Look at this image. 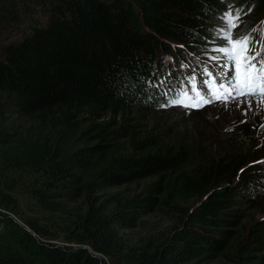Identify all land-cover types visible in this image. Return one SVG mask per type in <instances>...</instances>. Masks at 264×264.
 <instances>
[{"label":"trees","instance_id":"1","mask_svg":"<svg viewBox=\"0 0 264 264\" xmlns=\"http://www.w3.org/2000/svg\"><path fill=\"white\" fill-rule=\"evenodd\" d=\"M232 2L264 11V0H0V264H104L96 253L264 264V228L236 234L230 210L236 188L252 196L264 183L239 176L253 124L219 135L228 157L211 158L198 142L139 136L128 116L167 104L173 69L156 54L179 68ZM58 236L74 246L48 241Z\"/></svg>","mask_w":264,"mask_h":264},{"label":"rangeland","instance_id":"2","mask_svg":"<svg viewBox=\"0 0 264 264\" xmlns=\"http://www.w3.org/2000/svg\"><path fill=\"white\" fill-rule=\"evenodd\" d=\"M246 5H243L241 2H232L229 4V11L225 12V14L233 13V15H235L236 12L240 13V18L236 21L238 27L233 30L234 36L245 35L249 29V34L251 33V35H253V28H257V32L261 30V24L264 22V11L261 13H252L249 9L259 8L256 5L253 7ZM263 9L264 8L260 10ZM217 21L218 20H215V22ZM225 27L226 20L224 18L216 24L214 31L208 35L207 39L201 44L202 46L199 49L195 48V50L193 49L194 51H191L193 54L199 53L204 63V68L200 69L202 73L203 71H207L210 74L212 68H217L227 77L230 71L229 62L226 61L221 53L216 51V49L225 46L223 36ZM252 39L254 40L255 38ZM156 55H161V59L165 60L162 63L163 68L167 66V63L171 62H167V54L159 52ZM183 55L186 63H188L189 59L187 55L184 53ZM214 57H219V59H213ZM225 64L228 66L225 67ZM196 69V65H189L186 67L184 74L180 75L182 84L179 89L187 88L191 94V86L185 81V76ZM204 78L203 76L202 81L207 82L206 88H203L198 81L197 83L195 82L196 89L207 98L211 99V103L199 108L167 106L152 112H147L146 114L138 112L137 109H133L128 113L131 119L130 123L136 126L135 129L139 136H159V138L163 140V143L174 145V147L182 146L192 148L198 142L199 146L201 145L211 158H217L220 155H224L226 158L228 157V154L225 153V147L218 143L221 140L219 135H232L235 133L236 129H241L242 126L248 127V125L253 124L255 128L252 130V133L256 132L257 137L248 148L250 166L245 167L243 171L239 173V176L246 175L248 177H253L255 180H259V176L264 178V105L258 102L257 97L235 96V94L229 96L227 99L214 100L209 93V81L206 78L204 80ZM184 83L185 86L183 85ZM231 128L235 131L231 130ZM201 152H203V149ZM238 180L237 178L229 179L225 183L222 182V186L234 184L238 182ZM256 185V193L252 196L247 195L245 191H237L238 188H236L232 195L237 201L230 203V210H237L239 215L237 218L238 227L235 229L236 234L238 233L242 237L247 235L248 231L255 226H262V228H264V183L258 181ZM133 187V185L125 186L127 190L133 189ZM110 191L111 190H103L98 192V194H107ZM6 212L5 214H7L11 220L21 225L22 228H26L16 215L8 211ZM172 217L173 216L160 219L159 217L149 218L148 216L146 221L147 223L159 221V223L162 224L161 227H164L169 225L170 220H173ZM239 225H241V227H239ZM131 231H136V227L132 228ZM41 240L46 239L42 238ZM48 241L59 245L70 244L74 246L73 243H66L61 236L48 239ZM96 255L103 259L104 264H109L106 258L101 254L96 253Z\"/></svg>","mask_w":264,"mask_h":264},{"label":"snow or ice","instance_id":"3","mask_svg":"<svg viewBox=\"0 0 264 264\" xmlns=\"http://www.w3.org/2000/svg\"><path fill=\"white\" fill-rule=\"evenodd\" d=\"M250 11V9H249ZM240 18V13H226V27L223 33L225 46L216 49L223 55L227 62L233 65V71L229 74L227 83L220 82L217 86L208 82L209 93L212 99H227L229 96L257 97L258 102L264 105V52L255 51L254 45L259 41L253 40L248 34L234 36L233 30L238 27L236 21ZM253 28L252 32H257ZM213 59H219L214 57ZM225 67L228 65L225 64ZM194 81V78H193ZM191 94L189 91L180 89L175 95L170 96L167 106H182L185 108H199L212 102L200 91H197L194 82H191ZM250 102V101H249Z\"/></svg>","mask_w":264,"mask_h":264},{"label":"bare ground","instance_id":"4","mask_svg":"<svg viewBox=\"0 0 264 264\" xmlns=\"http://www.w3.org/2000/svg\"><path fill=\"white\" fill-rule=\"evenodd\" d=\"M202 66L198 65V64H193V65H196V68L198 69V73L196 74V76L198 77L199 79V84L203 87V88H206L207 86V82H203L202 81V73L200 71L201 68H204V63L202 62ZM192 66V65H191ZM206 71H203V73H205Z\"/></svg>","mask_w":264,"mask_h":264},{"label":"clouds","instance_id":"5","mask_svg":"<svg viewBox=\"0 0 264 264\" xmlns=\"http://www.w3.org/2000/svg\"><path fill=\"white\" fill-rule=\"evenodd\" d=\"M197 49V48H196ZM195 50V49H194ZM169 67H171V68H173L174 67V65L171 63L170 65H169Z\"/></svg>","mask_w":264,"mask_h":264}]
</instances>
